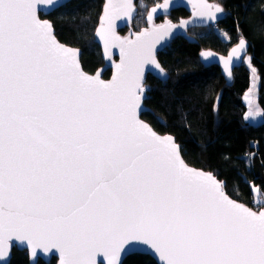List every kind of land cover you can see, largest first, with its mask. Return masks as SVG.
I'll use <instances>...</instances> for the list:
<instances>
[{
  "label": "snow or ice",
  "instance_id": "obj_1",
  "mask_svg": "<svg viewBox=\"0 0 264 264\" xmlns=\"http://www.w3.org/2000/svg\"><path fill=\"white\" fill-rule=\"evenodd\" d=\"M53 3L0 0V261L15 239L33 256L58 250L61 264H121L136 244L163 264H264V210L230 199L138 117L144 65L167 75L153 36L173 25L121 40L113 22L131 19V0H107L97 34L122 60L106 82L38 18L37 5ZM198 7L210 20L223 12ZM245 47L241 38L231 55Z\"/></svg>",
  "mask_w": 264,
  "mask_h": 264
},
{
  "label": "trees",
  "instance_id": "obj_2",
  "mask_svg": "<svg viewBox=\"0 0 264 264\" xmlns=\"http://www.w3.org/2000/svg\"><path fill=\"white\" fill-rule=\"evenodd\" d=\"M145 1L151 8L163 0ZM216 3L227 12L216 26L228 35L229 42L225 43L208 28L190 31L192 41L176 38L158 55L169 79L163 82L148 77L151 91L145 104L153 113L144 114L143 119L157 132L176 138L187 164L213 173L226 183L231 198L259 211L254 206L257 197L253 188H258L259 196L264 197V0ZM103 5L104 0H72L45 17L53 23L62 43L82 50L81 61L89 73L104 65L101 49L95 42ZM187 16L184 9H179L170 18L178 21ZM241 38L250 44L245 60H251L234 70L232 82H227L218 66L205 67L200 62L203 50L226 55ZM253 69L258 77V103L263 112V120L258 124L246 121L248 108L244 101L251 88ZM110 75L107 71L104 77ZM9 264H30L28 252L14 248ZM38 264H57V259L50 263L39 260ZM123 264L157 262L148 255L134 254Z\"/></svg>",
  "mask_w": 264,
  "mask_h": 264
},
{
  "label": "water",
  "instance_id": "obj_3",
  "mask_svg": "<svg viewBox=\"0 0 264 264\" xmlns=\"http://www.w3.org/2000/svg\"><path fill=\"white\" fill-rule=\"evenodd\" d=\"M71 1L72 0H54V3L50 4V5L49 4H39V5H37V16L41 20L49 21L53 26V23L48 18H45V17L49 16L50 14H52L53 12L58 10L59 8L70 3ZM138 1L139 0H131V4L133 7V10L130 12L131 19H129L127 16H121V17L115 19V21L113 22V30L115 32V35L118 36L121 40H135L137 35H142L145 31H147L149 33H153V30L158 28L159 26H164V25H168V24L173 25V27L169 31L164 32V33H160V34H156V35H158V39L156 38V35L153 36V39L155 40V43L153 45L155 59L160 64V66L164 69V71L167 75L162 76L159 72V69H157L152 64H145L144 65L142 83H143V86L145 87L146 91L143 93L140 110L138 111L139 119L142 120L144 123L148 124L157 134H159L161 136L170 135V134H161V133L157 132L152 127L151 124H149L146 120L143 119L144 114L153 113V111L145 104V102L148 100V93L151 91V86L147 83L148 77L153 76V77H155L158 80L163 81V82H165L169 79V73L166 71V69L163 67V65L159 61L158 55L161 52H163L167 47H169V45L176 38L184 37V38L192 41L193 38H191L188 35V31L190 29H192V28H208L209 26L217 25L218 23L222 22L226 18L227 12L225 11L224 7L221 6L220 4H218L216 2H211L209 0H163L161 3H159L155 6H152L149 9L148 15L146 16L147 26L142 28L140 31L135 32V31H133V23L135 21V18L138 15V5H137ZM201 4L212 5L213 11H214V6L219 5L223 8V12L222 13H216L215 15L217 18L215 20H210L207 17V15H205L202 18L199 13L201 11L207 12V9L199 8L198 5H201ZM106 5H107V0H104L102 13H101V16L99 19L98 26H97L96 31H95V42L99 45V47L101 49L104 65H103V67L98 69L95 73H89L84 69L82 61H81L82 50L80 48L72 47V46H69V45L62 43L56 36L54 26H53V30H54V35H55L56 39L61 44L79 50V57H78L79 63L81 66V70L85 74L92 76V77L98 76L100 79L107 82V81H111L113 76L116 74V67L115 66L117 64L121 63L122 56H121V52H120L119 47L110 46L106 50L104 41L97 34L98 30L100 29L101 24L103 22ZM153 9H155V11H153ZM179 9H184L186 12H188L190 14V16L187 18H182L178 21H173L170 18V16L172 15V13L174 11L179 10ZM149 17H151V19ZM159 17H164V19L161 22H157ZM182 22H186V24L182 25ZM124 30H129V31L126 34H123ZM244 41L246 43V47L244 50L240 51L239 58H237L236 56H233L231 54H232L233 49L239 47L240 41L237 44H235L228 51V53L226 55L219 54V53H217L213 50H210V49L203 50L199 55L200 62L205 67L218 66L222 75L224 76V78L227 80V82L230 83L233 80L234 70L239 68L241 65L244 64V59L246 58V56L248 55V53L250 51L249 42L245 39H244ZM204 52H211L213 55L208 56V57H204L202 55V53H204ZM230 56H231V61H232L231 64L229 65V68L231 70V76L228 75V73L225 69V65H224V60L229 59ZM107 71L111 72V75L109 78L104 77V75L106 74ZM170 136H172V135H170ZM172 137H174V136H172ZM174 139H175L176 144H178L175 137H174ZM179 149H180V155L183 158V160L185 161V159L182 155V149H181L180 145H179ZM185 163L187 164L186 161H185ZM187 165L191 168L203 171L205 173H211V172L206 171L204 169L197 168V167L191 166L189 164H187ZM211 174L214 176L215 179L220 181L213 173H211ZM220 182H222L224 190L227 194L226 183L223 181H220ZM229 198L234 200L230 196H229ZM234 201H236V200H234ZM236 202H238V201H236ZM238 203H241V202H238ZM241 204H243V203H241ZM243 205H245V204H243ZM245 206L249 207L247 205H245ZM249 208H251V207H249ZM251 209L253 211H256L253 208H251ZM262 210H264V209H262ZM259 211H261V210H259ZM259 211H257V212H259ZM9 245H10V247L8 248L3 261H0V264H9L11 262V259L13 257L14 248H17L20 251H27L30 264H38L39 260H42L46 263H50L53 258L57 259V264H61V261L63 259V257L60 255L58 250L49 249L48 251H45L41 247L36 248V254H35V256H33L32 255V246L29 245L26 241L21 242V241H17L15 239H13V240L9 241ZM134 254L148 255V256L152 257L157 262V264H163V261H161L159 259L158 254H155L153 251L148 249L147 246H144L141 244H136L134 246V249L129 254L122 253L121 254V264H123L128 257H130ZM97 259L99 261L100 258H97ZM105 264H106V261H105Z\"/></svg>",
  "mask_w": 264,
  "mask_h": 264
},
{
  "label": "rangeland",
  "instance_id": "obj_4",
  "mask_svg": "<svg viewBox=\"0 0 264 264\" xmlns=\"http://www.w3.org/2000/svg\"><path fill=\"white\" fill-rule=\"evenodd\" d=\"M215 2L221 1V0H214ZM138 15H137V19L135 18V22H134V28L138 31H140L142 28H144L145 26H147L146 22H145V17L148 15L149 9L150 7H148V3L145 0H139L138 3ZM208 29L210 30H214L219 37L225 41V43L229 42V38L228 35L219 30V28H217L216 25L213 26H209ZM244 63H248V59H244ZM251 88L250 90L246 93V95L244 96V101L245 104L248 108V112L246 114V121L251 123V124H258L263 120V112L261 107L259 106L258 103V77L257 74L252 70L251 71ZM254 193L256 194L255 198V202H254V206L257 210L260 209H264V197L261 198L259 196L258 193V188L254 187Z\"/></svg>",
  "mask_w": 264,
  "mask_h": 264
},
{
  "label": "flooded vegetation",
  "instance_id": "obj_5",
  "mask_svg": "<svg viewBox=\"0 0 264 264\" xmlns=\"http://www.w3.org/2000/svg\"><path fill=\"white\" fill-rule=\"evenodd\" d=\"M209 1H211V2H215V1H213V0H209ZM187 14H188V16L187 17H189L190 16V14L187 12ZM171 17V16H170ZM164 19V17H159L158 18V20H157V22H161L162 20ZM214 27V26H213ZM134 29V28H133ZM193 29H206V28H192V29H190L189 31H188V33L190 32V31H192Z\"/></svg>",
  "mask_w": 264,
  "mask_h": 264
},
{
  "label": "bare ground",
  "instance_id": "obj_6",
  "mask_svg": "<svg viewBox=\"0 0 264 264\" xmlns=\"http://www.w3.org/2000/svg\"><path fill=\"white\" fill-rule=\"evenodd\" d=\"M128 31H129V30H124V31H123V34H126ZM133 31H135V32H136V30H135V29H133Z\"/></svg>",
  "mask_w": 264,
  "mask_h": 264
}]
</instances>
